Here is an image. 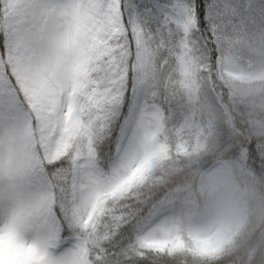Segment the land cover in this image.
Wrapping results in <instances>:
<instances>
[{
    "label": "snow or ice",
    "instance_id": "1",
    "mask_svg": "<svg viewBox=\"0 0 264 264\" xmlns=\"http://www.w3.org/2000/svg\"><path fill=\"white\" fill-rule=\"evenodd\" d=\"M179 58L264 64V0H0V264H167L134 177ZM264 162V145L222 136Z\"/></svg>",
    "mask_w": 264,
    "mask_h": 264
},
{
    "label": "trees",
    "instance_id": "2",
    "mask_svg": "<svg viewBox=\"0 0 264 264\" xmlns=\"http://www.w3.org/2000/svg\"><path fill=\"white\" fill-rule=\"evenodd\" d=\"M183 65V59L179 58L163 83L169 96L181 102L183 115L168 122L159 114L158 126L150 139L161 151L160 155L136 179L144 187L159 192L154 206L156 217L168 208L180 216L162 245L161 255L167 264H264V162L248 160L243 151L233 153L230 145L221 143V137L226 136L237 143L254 140L264 145V134L255 125L263 127L264 109L250 110V100L240 98L231 89L229 82L237 79V74L231 72L229 64L217 78L224 90L223 100L219 91L210 93L213 81L201 76L202 66L195 63L191 72L196 92L195 97L189 96ZM261 82V91H264V81ZM223 117L225 125H221ZM218 131V138L212 141ZM237 160L242 161L249 174L248 188L254 199L249 206L251 212L245 210L244 224L220 249L202 253L201 240L193 225L214 213V164L221 161L233 167ZM234 178L242 183L238 175ZM158 237L163 238V232Z\"/></svg>",
    "mask_w": 264,
    "mask_h": 264
},
{
    "label": "rangeland",
    "instance_id": "3",
    "mask_svg": "<svg viewBox=\"0 0 264 264\" xmlns=\"http://www.w3.org/2000/svg\"><path fill=\"white\" fill-rule=\"evenodd\" d=\"M183 78L185 81V88L191 97H195L196 86L195 80L191 72L193 62L191 60H184ZM229 69L232 73L237 74V79L229 82L231 89L237 91L242 99H249L250 110L264 109V64H258L253 67L241 66L235 63H229ZM220 116H222L220 114ZM159 115L154 119L150 125H146L144 134L146 140L142 146V158L138 163V170L134 177L136 180L142 172L149 167L152 162L160 155V150L152 142L151 133L158 126ZM255 120L257 118L255 117ZM226 124V118L223 117L222 124ZM255 125L258 130L264 134L263 127L257 123ZM231 129H227L230 131ZM217 132L212 136V141L218 138ZM151 154V160L148 164L143 166V161L147 155ZM214 179L213 186L215 192V206L213 215L204 221H198L193 226L197 229L200 237V251L202 253H214L225 243V241L233 235L244 224L245 210L251 212L250 202H252L253 194L250 192L249 174L244 169L243 163L237 160L232 167L224 162H216L214 164ZM238 175L241 179V184L234 178ZM180 216L172 209H165L149 227L148 235L156 241L162 242L156 246H162L168 240V233L176 226ZM163 232L164 237H158ZM157 236V237H156ZM155 237V238H154ZM170 239V238H169Z\"/></svg>",
    "mask_w": 264,
    "mask_h": 264
},
{
    "label": "bare ground",
    "instance_id": "4",
    "mask_svg": "<svg viewBox=\"0 0 264 264\" xmlns=\"http://www.w3.org/2000/svg\"><path fill=\"white\" fill-rule=\"evenodd\" d=\"M150 160H151V154H148L147 155V158L143 161V166L145 165V164H148V162H150ZM137 170H138V168H137ZM137 173V172H136ZM136 175V174H135Z\"/></svg>",
    "mask_w": 264,
    "mask_h": 264
}]
</instances>
